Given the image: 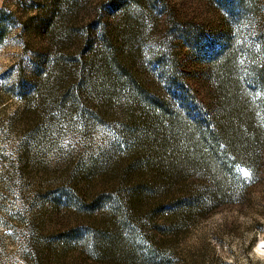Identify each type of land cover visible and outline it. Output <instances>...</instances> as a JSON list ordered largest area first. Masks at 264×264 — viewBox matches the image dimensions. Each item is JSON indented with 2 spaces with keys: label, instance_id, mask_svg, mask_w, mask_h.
I'll list each match as a JSON object with an SVG mask.
<instances>
[{
  "label": "rangeland",
  "instance_id": "obj_1",
  "mask_svg": "<svg viewBox=\"0 0 264 264\" xmlns=\"http://www.w3.org/2000/svg\"><path fill=\"white\" fill-rule=\"evenodd\" d=\"M73 1L0 0L14 20L0 39V264H151L157 250L155 264H264V146L255 165L211 134L239 119L264 134V0H83L87 37L66 27ZM178 125L218 161L225 198L204 171L166 178Z\"/></svg>",
  "mask_w": 264,
  "mask_h": 264
},
{
  "label": "trees",
  "instance_id": "obj_2",
  "mask_svg": "<svg viewBox=\"0 0 264 264\" xmlns=\"http://www.w3.org/2000/svg\"><path fill=\"white\" fill-rule=\"evenodd\" d=\"M82 2L83 0H74L71 3L70 16L66 19L65 24L66 27H69L70 29L78 27L81 29L83 36L87 37L92 34L94 20L89 21L90 11L86 8V6L85 8L82 7ZM100 13L101 10L96 11L97 15H100ZM9 23H14V20L10 17H2L0 14V39L4 37L6 27ZM70 29L69 32L71 31ZM66 31L68 30L66 29ZM67 34L68 33L66 32L62 41H67L70 45L80 42L78 37L71 36L70 33L68 35ZM65 37L68 38L66 39ZM216 63L217 64L213 67V69L210 70L211 77L213 78L212 82H210V86L213 90L214 96L218 98L224 87L223 84H225L226 81L225 74L227 70L225 68L222 69L224 66L223 62ZM177 127H179L178 137L182 136L184 141V149L180 150L178 153L172 152L169 155L171 161L168 168L165 170L166 178H168L170 182H175L187 178L186 175L189 173L193 176L199 171H204V174L208 175L207 182L211 185V192H209V195L212 198V201H214L215 198H225L228 190H230V187L222 178L224 171L215 157H210V151L207 148L206 143L202 141L201 135L197 133L198 131L195 128L189 127V125H186V127H180V125H178ZM214 129L212 132L211 128V134L213 133L216 136L217 142L220 143V146L226 151V153L228 152L231 157L236 159H238L239 156L245 158L248 157L253 160L256 165V162L260 159V150L264 146V134L262 130L255 126V123L247 121L246 119H239L238 123L232 127L227 125L223 128L219 124H216ZM165 134H162L159 141L165 146H171V139H167ZM255 176V171H252L251 177L253 178ZM145 190L149 191L148 188ZM166 195L167 192H164L161 197H158L157 202H159V206H163L161 204L170 199L169 197H164ZM139 198L140 195H138L137 201ZM206 202L208 203L209 199H206ZM168 205L172 207L168 210L169 214H174L176 212L174 208L177 207V204L169 203ZM202 206L203 205L200 204L199 209L204 208ZM169 214L161 225L154 226L151 234L153 243L155 245H159V247L169 243L175 235L174 222L171 218L172 215ZM160 257L161 253L157 250L153 257H151L150 263L155 264Z\"/></svg>",
  "mask_w": 264,
  "mask_h": 264
},
{
  "label": "snow or ice",
  "instance_id": "obj_3",
  "mask_svg": "<svg viewBox=\"0 0 264 264\" xmlns=\"http://www.w3.org/2000/svg\"><path fill=\"white\" fill-rule=\"evenodd\" d=\"M244 175L247 176L249 175V173L247 171H244Z\"/></svg>",
  "mask_w": 264,
  "mask_h": 264
}]
</instances>
